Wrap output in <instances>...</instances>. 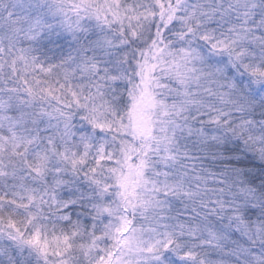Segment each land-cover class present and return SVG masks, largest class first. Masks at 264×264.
Instances as JSON below:
<instances>
[{"label": "snow or ice", "instance_id": "obj_1", "mask_svg": "<svg viewBox=\"0 0 264 264\" xmlns=\"http://www.w3.org/2000/svg\"><path fill=\"white\" fill-rule=\"evenodd\" d=\"M0 264H264V0H0Z\"/></svg>", "mask_w": 264, "mask_h": 264}]
</instances>
